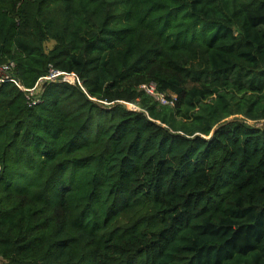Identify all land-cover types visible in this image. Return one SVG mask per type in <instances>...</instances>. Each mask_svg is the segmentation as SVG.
I'll use <instances>...</instances> for the list:
<instances>
[{
  "label": "trees",
  "instance_id": "trees-1",
  "mask_svg": "<svg viewBox=\"0 0 264 264\" xmlns=\"http://www.w3.org/2000/svg\"><path fill=\"white\" fill-rule=\"evenodd\" d=\"M11 62L83 87L0 86L1 264H264V0H0Z\"/></svg>",
  "mask_w": 264,
  "mask_h": 264
},
{
  "label": "built area",
  "instance_id": "built-area-1",
  "mask_svg": "<svg viewBox=\"0 0 264 264\" xmlns=\"http://www.w3.org/2000/svg\"><path fill=\"white\" fill-rule=\"evenodd\" d=\"M16 69V64L13 62L7 64L0 63V86L5 83H12L17 86L25 94L26 102L29 106H36L43 102V94L50 84L65 83L71 86L83 87V81L77 74L64 72L51 66L49 73L40 78L33 88H26L16 77ZM140 90L151 96L163 107H174L177 102V97L175 95L160 93L155 83L144 84L140 87ZM128 105H130V103H125V107L128 110L137 111L134 108H128ZM138 111H140L139 107Z\"/></svg>",
  "mask_w": 264,
  "mask_h": 264
},
{
  "label": "rangeland",
  "instance_id": "rangeland-1",
  "mask_svg": "<svg viewBox=\"0 0 264 264\" xmlns=\"http://www.w3.org/2000/svg\"><path fill=\"white\" fill-rule=\"evenodd\" d=\"M55 44L56 43L53 40L50 41V42H48L46 44L47 50L49 51L52 48H54ZM229 77L231 79V82L233 84H235L239 88H243V87L244 88H249L250 87V81H249V79H246L245 77L240 78L237 73H232V74L229 75ZM120 104H122V105L125 106V103H123V102H121ZM107 105L109 106V104H107ZM128 108H134L135 110L138 111V107L135 104L128 105ZM228 121L229 122L230 121H243V122H246L247 124H249L251 126H255V127H258V128L264 126V121H262V122L249 121V120L245 119L242 116H234V117H231L230 119H228ZM1 263H2V260L0 259V264Z\"/></svg>",
  "mask_w": 264,
  "mask_h": 264
}]
</instances>
